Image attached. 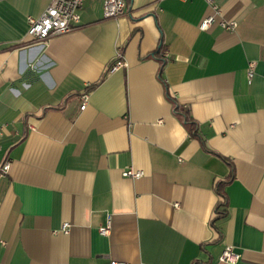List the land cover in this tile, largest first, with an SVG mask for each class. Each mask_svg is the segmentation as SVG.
<instances>
[{
  "label": "crops",
  "instance_id": "0c3cea01",
  "mask_svg": "<svg viewBox=\"0 0 264 264\" xmlns=\"http://www.w3.org/2000/svg\"><path fill=\"white\" fill-rule=\"evenodd\" d=\"M51 1L0 0V264H230L226 245L264 264V0H214L205 30L206 0H125L116 18L87 0L34 42L26 18Z\"/></svg>",
  "mask_w": 264,
  "mask_h": 264
},
{
  "label": "built area",
  "instance_id": "2783aa9c",
  "mask_svg": "<svg viewBox=\"0 0 264 264\" xmlns=\"http://www.w3.org/2000/svg\"><path fill=\"white\" fill-rule=\"evenodd\" d=\"M87 0H52L51 3L42 11V13L35 16H27V35L34 41L41 44H46L52 37L66 34L75 29V25L80 21V10L83 3ZM102 3L103 16L105 18H116L125 13V0H100ZM212 9V14L203 18L199 24L200 30L209 28L219 14V8L214 0H206ZM218 25L227 31H233L237 23L234 21L219 20ZM164 58L168 56L167 52L163 53ZM125 65L122 59V54L117 53L116 61L112 69H116ZM249 77L252 72L249 71ZM87 94L81 96V109H84L87 103ZM9 169V163L5 162L1 170L6 172ZM124 177L138 179L143 176L141 170H135L133 167L125 168L122 171ZM61 230L66 233L68 224H63ZM110 230V222L106 226L99 228L101 235H107ZM239 254L234 252L232 246L226 245L220 255V261L230 264H237L239 261ZM109 264H128L127 262L111 260Z\"/></svg>",
  "mask_w": 264,
  "mask_h": 264
},
{
  "label": "trees",
  "instance_id": "16d2710c",
  "mask_svg": "<svg viewBox=\"0 0 264 264\" xmlns=\"http://www.w3.org/2000/svg\"><path fill=\"white\" fill-rule=\"evenodd\" d=\"M160 67H159V77L162 80V70L165 64V58H160ZM169 100H171L173 105V112L178 117V119L183 123L189 135L192 137L198 138L202 142V138L199 135L198 128L194 120L189 116L188 112L182 109L178 103L167 93ZM234 179L233 169L229 176L225 179L219 180L215 184V190L217 192L218 201L215 210V220L220 219L225 216L227 208V197L224 192V187L229 184Z\"/></svg>",
  "mask_w": 264,
  "mask_h": 264
}]
</instances>
